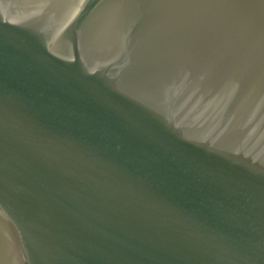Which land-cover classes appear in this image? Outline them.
<instances>
[{"label": "water", "instance_id": "1", "mask_svg": "<svg viewBox=\"0 0 264 264\" xmlns=\"http://www.w3.org/2000/svg\"><path fill=\"white\" fill-rule=\"evenodd\" d=\"M0 264H264V0H0Z\"/></svg>", "mask_w": 264, "mask_h": 264}]
</instances>
